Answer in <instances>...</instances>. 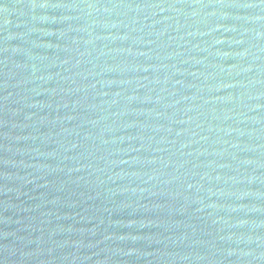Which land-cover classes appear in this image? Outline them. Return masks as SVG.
Masks as SVG:
<instances>
[{
	"label": "water",
	"instance_id": "water-1",
	"mask_svg": "<svg viewBox=\"0 0 264 264\" xmlns=\"http://www.w3.org/2000/svg\"><path fill=\"white\" fill-rule=\"evenodd\" d=\"M0 264H264V0H0Z\"/></svg>",
	"mask_w": 264,
	"mask_h": 264
}]
</instances>
